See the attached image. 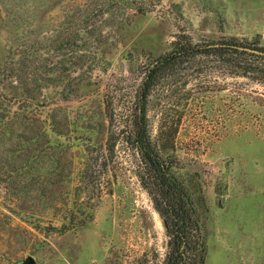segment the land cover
I'll return each mask as SVG.
<instances>
[{
	"label": "rangeland",
	"instance_id": "1",
	"mask_svg": "<svg viewBox=\"0 0 264 264\" xmlns=\"http://www.w3.org/2000/svg\"><path fill=\"white\" fill-rule=\"evenodd\" d=\"M181 32L264 49V0H0V264L162 262L166 230L131 146L101 176L89 160L111 131L105 100ZM211 65L154 92L150 132L205 196L206 264H264V74Z\"/></svg>",
	"mask_w": 264,
	"mask_h": 264
},
{
	"label": "trees",
	"instance_id": "2",
	"mask_svg": "<svg viewBox=\"0 0 264 264\" xmlns=\"http://www.w3.org/2000/svg\"><path fill=\"white\" fill-rule=\"evenodd\" d=\"M241 47L247 45L234 38L199 42L190 34L181 32L170 51L141 64L137 77L133 78L139 80L128 87L127 93L119 91L116 96L105 100L111 131L102 147L104 153L92 155L93 160H89V177L95 173L92 169L95 164L101 168L97 175L101 176L110 169L120 141L131 146L141 166L137 176L151 196L166 230V251L160 264H206L207 245L198 205L208 209L205 196L194 197L188 186L174 175L168 157L163 155L161 145L153 139L149 119L151 98L156 90L172 79H203L210 64L223 70L226 76L264 74L256 65L259 57L264 56ZM181 120L182 115H179L177 121L170 125L167 122L165 127L172 128L176 134ZM129 264L154 263L150 258H140Z\"/></svg>",
	"mask_w": 264,
	"mask_h": 264
},
{
	"label": "water",
	"instance_id": "3",
	"mask_svg": "<svg viewBox=\"0 0 264 264\" xmlns=\"http://www.w3.org/2000/svg\"><path fill=\"white\" fill-rule=\"evenodd\" d=\"M241 49H245L249 52H253L259 55L264 56V50L258 49V48H254V47H241ZM35 263V259L33 257H29L24 264H34Z\"/></svg>",
	"mask_w": 264,
	"mask_h": 264
}]
</instances>
